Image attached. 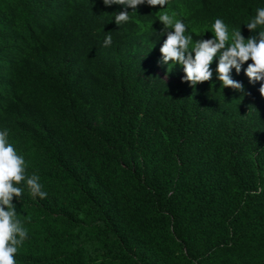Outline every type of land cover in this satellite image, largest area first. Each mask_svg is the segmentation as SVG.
<instances>
[{
	"label": "trees",
	"instance_id": "16d2710c",
	"mask_svg": "<svg viewBox=\"0 0 264 264\" xmlns=\"http://www.w3.org/2000/svg\"><path fill=\"white\" fill-rule=\"evenodd\" d=\"M264 0H0V131L39 177L13 197L16 264H264V81L191 87L162 64L159 16L192 37L217 18L247 39ZM112 36L105 47L106 35ZM194 55V53H193ZM253 106V107H250Z\"/></svg>",
	"mask_w": 264,
	"mask_h": 264
},
{
	"label": "clouds",
	"instance_id": "9594fccd",
	"mask_svg": "<svg viewBox=\"0 0 264 264\" xmlns=\"http://www.w3.org/2000/svg\"><path fill=\"white\" fill-rule=\"evenodd\" d=\"M103 3L105 6H124V10L114 13L115 23L120 26L130 19L127 9L135 11L138 6L144 4L152 8L157 6L163 8L167 0H103ZM159 21L164 26L160 34H167L160 48L162 54L160 63L168 64L171 61L173 65H181L185 73L182 82H188L195 88L196 85L211 80L213 71L210 66L217 54L219 58L215 71L217 79L222 82V87L248 95L242 82L234 80L231 72L235 69L239 74L242 65L249 60L251 63L244 69L249 83L264 81V30L247 39L241 34L240 29L234 30L229 43L228 27L222 19L217 18L212 25L213 37L197 40L190 48L192 37L185 35L186 26L181 20L175 19L174 13L169 15L165 12L159 16ZM260 25H264V8L256 10L255 17L246 24V27L254 33ZM112 39L110 34L106 35L104 46H111ZM259 92L264 97V83L261 84ZM7 137V130L0 131V264H16L15 254L18 246L27 238V230L16 218L13 197L17 198L22 194V189L15 185L26 179L25 161L8 142ZM26 183L33 195L41 198L47 196V193L41 190L42 185L37 175L28 177Z\"/></svg>",
	"mask_w": 264,
	"mask_h": 264
}]
</instances>
